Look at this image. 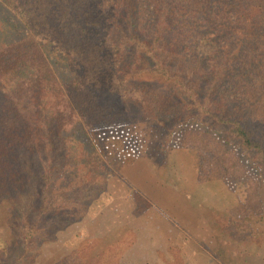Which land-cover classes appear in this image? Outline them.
Returning a JSON list of instances; mask_svg holds the SVG:
<instances>
[{
	"label": "trees",
	"instance_id": "obj_1",
	"mask_svg": "<svg viewBox=\"0 0 264 264\" xmlns=\"http://www.w3.org/2000/svg\"><path fill=\"white\" fill-rule=\"evenodd\" d=\"M130 109L166 134L161 152L189 151L199 181L240 191L236 217L263 211L264 0H0L9 264L33 262L83 218L115 173L94 132L125 130ZM138 134L129 135L137 149L147 141ZM133 199L135 213L149 205L138 191ZM233 214L228 224L253 236ZM131 239L122 226L53 264H120Z\"/></svg>",
	"mask_w": 264,
	"mask_h": 264
},
{
	"label": "crops",
	"instance_id": "obj_2",
	"mask_svg": "<svg viewBox=\"0 0 264 264\" xmlns=\"http://www.w3.org/2000/svg\"><path fill=\"white\" fill-rule=\"evenodd\" d=\"M145 154L139 148L114 163L106 190L85 215L89 222L71 226L77 237L79 227L83 238L128 227L133 239L121 247L120 264H264L263 242L243 243L220 228L219 218L228 220L239 201L222 179L199 181L182 147L151 151L154 159ZM133 191L149 202L136 213Z\"/></svg>",
	"mask_w": 264,
	"mask_h": 264
},
{
	"label": "rangeland",
	"instance_id": "obj_3",
	"mask_svg": "<svg viewBox=\"0 0 264 264\" xmlns=\"http://www.w3.org/2000/svg\"><path fill=\"white\" fill-rule=\"evenodd\" d=\"M204 121L205 122L203 123L205 126L209 128L216 127V125L212 123L210 120L204 119ZM123 124L125 125V126L122 125L125 128V130H122L121 126L108 127V128L106 127L107 129L95 130L94 136L96 138V141H98V143L101 145L100 147L101 150H99L101 156L103 158L104 157L107 158V160L111 162L113 167H114V163L119 162L120 164L125 159L128 160L132 158L133 151H137V149L135 147L134 140H132L131 136L133 135V133L134 135H136L138 131V132H141V134H138L137 136L139 138L141 136L145 137L147 140L146 142L142 141V148H140V151L146 153L145 155H148L149 158L154 159V157L151 156V151H153L154 153H158L160 151L159 145L160 143L164 142L165 135H166L164 134V132H162L163 130L160 129L159 126L155 124L152 120L146 119L145 117L141 116L138 112H136L133 109H130L128 111L126 118L123 117ZM257 135H259L264 142L263 128H258ZM150 142L153 143V148L151 147ZM123 153L125 154V156L123 155ZM249 155L251 158L252 155L250 153ZM190 162H191L192 169L196 171L194 168V163H193L191 155H190ZM247 168L249 169V172L252 175L253 174L252 171H255L254 170L255 168L252 167V165L250 164L247 165ZM263 174H264V167H263ZM108 179L109 177L106 178L105 184L107 183ZM226 185L227 187H229L227 183ZM230 189L234 191L235 188L232 189L231 187ZM261 189H262V195H264V183H262ZM105 190L106 188L103 191ZM238 191L239 190H237V192L234 191L237 197H238V194H237ZM100 194L97 197H95L91 201V203L95 199H97L100 196ZM239 208L240 207H238V209ZM243 209L244 208H241V210H238L237 212L240 213L239 211H241L242 213V211H244ZM11 212H12V209H11V205L9 204V202L7 200H2L0 202V264H9V238L11 237V227L9 225L7 217H9ZM233 212H235V210ZM235 213L233 214L234 215L233 219L237 220L238 222L248 223V225L252 227L254 231V235L251 236L248 233H244V232L240 233L235 228H231L233 230L232 232V230L230 229L231 226L228 224V220L226 217L219 218V222L221 223L220 228L223 230V232H225L227 236L229 233H231V235H233L234 233L233 236H235V238H237L238 240L240 239L241 242L243 243L247 242L252 245V244H257L259 242L260 243L263 242L264 244V208H263V211H261L260 213H255L254 211L250 210L248 211V214H246L247 216L241 215L240 213L238 214L239 216L236 217ZM85 215L83 216L81 220L72 222L68 224L67 226L57 230L55 233V238L53 240L47 241L41 244L40 251L34 258V261L31 263L24 262L23 264H50V263L53 264L55 263V261L60 260L64 255L70 253L72 250L80 246V243L82 241L89 243V241H93L95 239H99L103 237L102 234H99V235L96 234V235H90L89 237L83 238V236L81 235L80 227H79L80 230H79L78 237L76 234L73 233V232L77 233L76 231H78V229L75 230L71 226L76 225L77 223H81V221L85 218ZM84 221H88V220L84 219ZM86 227L87 226L84 225V228ZM72 244H75V245L72 247ZM107 247L111 248L112 245L110 246L108 245ZM43 248H44V253H43ZM162 264H165V263H162Z\"/></svg>",
	"mask_w": 264,
	"mask_h": 264
}]
</instances>
